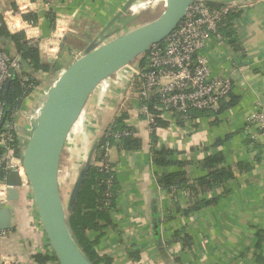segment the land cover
Returning a JSON list of instances; mask_svg holds the SVG:
<instances>
[{"label":"crops","instance_id":"0c3cea01","mask_svg":"<svg viewBox=\"0 0 264 264\" xmlns=\"http://www.w3.org/2000/svg\"><path fill=\"white\" fill-rule=\"evenodd\" d=\"M134 1L0 0L1 23L11 11L24 9L36 16L27 39L39 41L42 59L49 65L39 75L40 89L22 106L20 126L30 127L27 115L42 101L45 86L49 88L76 59L74 51L104 43L131 28L126 20ZM207 2L233 5L232 12L239 14L226 20L222 39L211 38L200 52L212 76L231 79L238 97L234 107L219 114H198L190 122L162 113L151 131L129 97L139 85L126 67L95 89L69 135L62 161L65 154L73 159L74 180L94 145L118 118L142 140L134 150L122 148L121 140L111 145L117 196L108 217L87 231L98 254L108 257L110 264H264V245L257 248V234L264 231V127L249 121L256 111L264 114V0ZM127 4V12L120 15ZM229 28L231 36L226 35ZM56 33L59 48L46 52V41L48 46ZM12 49L9 44L3 48L9 54ZM161 150L168 152L167 166L155 162V153ZM96 152L97 147L90 165H100ZM219 153L225 159L221 166L234 171L225 183L195 194L183 188L170 191L161 184V176L167 173H181L189 184L195 183L210 173L205 159ZM241 164L247 168H240ZM9 198L4 207L11 212V226L0 229V264H59L29 183L15 187ZM200 201L213 202L201 206ZM39 255L50 258L41 263Z\"/></svg>","mask_w":264,"mask_h":264},{"label":"water","instance_id":"95a60500","mask_svg":"<svg viewBox=\"0 0 264 264\" xmlns=\"http://www.w3.org/2000/svg\"><path fill=\"white\" fill-rule=\"evenodd\" d=\"M195 1L165 0V7L156 18L131 27L104 43L89 44L57 75L42 96V101L31 110L34 117L30 120V127L17 126L18 138L23 146L22 159L27 181L43 229L59 264H94L75 237L71 214L98 143L74 180L66 200L61 183V166L71 131L95 89L114 73L147 53L152 45L165 40ZM128 6L120 11V15L127 12ZM8 44L14 50L11 56L18 59L24 72L39 81L43 71H36L21 57L12 38L0 37V49ZM10 84L11 81L6 85L5 95ZM8 182L19 187L22 178L17 171H12ZM12 193L13 189L9 195ZM10 226L11 212L1 207L0 229L6 230Z\"/></svg>","mask_w":264,"mask_h":264},{"label":"built area","instance_id":"2783aa9c","mask_svg":"<svg viewBox=\"0 0 264 264\" xmlns=\"http://www.w3.org/2000/svg\"><path fill=\"white\" fill-rule=\"evenodd\" d=\"M233 8L229 4L213 6L206 0H196L165 40L152 45L147 53L126 66L139 85L138 90L129 97L136 102L139 114L147 121L151 131L157 127V118L162 113L186 122L195 121L192 114L194 110L218 108L220 99L225 98L232 89L230 78L212 76L207 61L200 56V52L211 38L222 39L220 29ZM26 12L21 9L4 14L3 23L11 33L24 32L26 37L30 36L29 31L35 27L36 22L25 19ZM58 37L57 33L54 34L48 46L46 41V52L57 51ZM30 42L39 45V41L30 39ZM80 53L78 50L73 52L75 57ZM18 76L28 93L22 98L20 108L9 114L5 102L6 85ZM35 80L24 72L16 57L0 49V207L8 204L10 191L15 188L8 182L12 171L18 172L22 183H28L22 159L23 146H16L15 140L18 137L16 128L19 126L21 111L23 112L22 106L33 92L40 89V83ZM33 117L30 113L28 120ZM249 121L263 128L264 114L256 111ZM114 127L115 122L109 127L107 135H112L118 142L122 136L132 134L130 130L114 131ZM110 148V141L107 140L102 146L104 153L100 160V166L106 172L114 170L109 160ZM71 176L72 172L63 170L62 164L61 181L64 177L70 179ZM108 183L111 184V179Z\"/></svg>","mask_w":264,"mask_h":264},{"label":"trees","instance_id":"16d2710c","mask_svg":"<svg viewBox=\"0 0 264 264\" xmlns=\"http://www.w3.org/2000/svg\"><path fill=\"white\" fill-rule=\"evenodd\" d=\"M212 5V4H210ZM214 6V5H213ZM239 14L231 12L228 15V20H233ZM25 19L36 21V16L34 14H25ZM2 17L0 16V35L12 38L18 53L21 57L27 61L32 68L36 71L42 70L47 72L49 70V65L42 59L41 48L38 44L31 43L24 32L11 33L6 25L2 22ZM230 27V24H229ZM222 29V27H221ZM220 29V30H221ZM231 28L226 31V35L231 36L233 33ZM35 82L39 83V81ZM28 93L21 84L20 77H16L10 84L7 94L5 95L6 108L8 113L11 114L14 111H17L21 104L22 98ZM238 102V97L232 92V89L229 91L225 98L220 99L219 106L217 109L213 110H194L192 112L195 117L198 114L206 112H215V114L222 113L225 110L234 107ZM113 128L114 131L123 130H132L127 127L122 118H118L115 122ZM110 141V144L113 145V142L116 141L112 135H106L100 140L97 146L96 152V161L100 162L102 155L104 153L102 146L106 141ZM251 142V140H250ZM16 146H19L20 139L17 137L15 140ZM219 144V143H218ZM121 147L126 150L138 149L142 146V140L136 137L133 133L129 136L121 137ZM220 145V144H219ZM168 152L167 150H161L155 153V162L161 166H167L169 164L167 160ZM225 159L223 155L212 154L205 159V165L210 169V173L202 178H199L195 183L189 184L181 173H167L161 176V184L163 187L172 191V189L183 188L184 190L191 193H197L198 191H207L210 190L213 186L218 184H223L227 180H230L234 177V171L231 167L221 166L224 163ZM240 168H247L241 164ZM2 176V175H1ZM111 179V184L108 183V180ZM117 178L115 171L106 172L100 165H89L83 184L78 194L77 203L71 214V224L79 244L89 257V259L94 264H110L108 257L101 256L98 254L95 241H92L89 238L87 233L90 229H96L98 222L101 219H106L108 217V210L112 207L116 196H117ZM213 201H200L197 204L201 206L204 204H209ZM200 205L195 206V208L200 207ZM258 245L257 248H262L264 245V231H260L257 234ZM50 257H43L41 255L37 256V260L41 263L48 260ZM54 259H57L55 256Z\"/></svg>","mask_w":264,"mask_h":264},{"label":"rangeland","instance_id":"374dc122","mask_svg":"<svg viewBox=\"0 0 264 264\" xmlns=\"http://www.w3.org/2000/svg\"><path fill=\"white\" fill-rule=\"evenodd\" d=\"M133 5L132 11L128 14V19L129 20V25L130 27H134L138 24L150 21L157 16L163 11L165 7V0H135ZM57 77V76H56ZM55 77V78H56ZM47 85L45 86V89L47 90ZM72 162L73 159L70 157V155L65 154L64 156V162L63 164V170L68 169L69 171H72ZM73 177L67 178L64 177L62 180V189L65 194L66 200H68V194L70 189L72 188L73 185Z\"/></svg>","mask_w":264,"mask_h":264}]
</instances>
